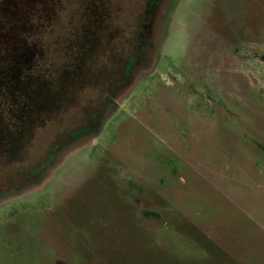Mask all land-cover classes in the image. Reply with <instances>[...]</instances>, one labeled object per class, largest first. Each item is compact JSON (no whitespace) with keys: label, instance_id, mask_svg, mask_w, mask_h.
<instances>
[{"label":"rangeland","instance_id":"rangeland-1","mask_svg":"<svg viewBox=\"0 0 264 264\" xmlns=\"http://www.w3.org/2000/svg\"><path fill=\"white\" fill-rule=\"evenodd\" d=\"M95 1L0 0V79L60 68ZM103 2L51 162L0 178V264H264V0Z\"/></svg>","mask_w":264,"mask_h":264},{"label":"trees","instance_id":"trees-1","mask_svg":"<svg viewBox=\"0 0 264 264\" xmlns=\"http://www.w3.org/2000/svg\"><path fill=\"white\" fill-rule=\"evenodd\" d=\"M94 3L98 6L91 16H84L77 38L70 44H74L76 51L71 49L60 68L37 70L32 63L23 61L16 74L0 79V178L20 175L33 182L42 177L46 165L51 162L57 148L54 139L38 158H33L36 131L51 123L58 124L61 118L53 116L67 108L74 93L88 83L92 61L98 58L101 50L100 40L107 41L111 34L105 3L103 0ZM133 52L109 49L125 77L130 71ZM81 128H68V132H78Z\"/></svg>","mask_w":264,"mask_h":264}]
</instances>
